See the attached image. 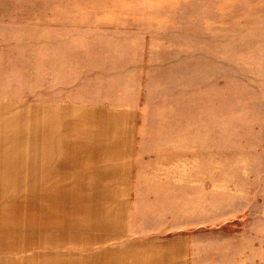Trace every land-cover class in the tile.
<instances>
[{
  "label": "rangeland",
  "instance_id": "1",
  "mask_svg": "<svg viewBox=\"0 0 264 264\" xmlns=\"http://www.w3.org/2000/svg\"><path fill=\"white\" fill-rule=\"evenodd\" d=\"M0 264H264V0H0Z\"/></svg>",
  "mask_w": 264,
  "mask_h": 264
}]
</instances>
